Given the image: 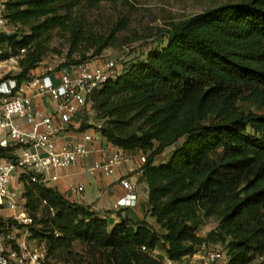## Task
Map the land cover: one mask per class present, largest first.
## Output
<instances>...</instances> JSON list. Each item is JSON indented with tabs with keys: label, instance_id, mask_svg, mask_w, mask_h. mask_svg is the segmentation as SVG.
<instances>
[{
	"label": "trees",
	"instance_id": "trees-1",
	"mask_svg": "<svg viewBox=\"0 0 264 264\" xmlns=\"http://www.w3.org/2000/svg\"><path fill=\"white\" fill-rule=\"evenodd\" d=\"M117 1L7 0L9 23L29 33H2L1 57L25 50L16 76L22 83L44 59L54 30L71 35L72 53L85 45L101 54L109 39L90 35L61 10ZM165 37L91 95L107 141L146 155L139 181L157 225L123 218L112 226L91 206L23 177L32 238L49 256L81 242L104 251L109 264H162L155 248L179 261L203 243L221 242L226 264H264V0H231L172 23ZM90 127L83 122L81 130ZM201 213L219 221L207 237L198 234Z\"/></svg>",
	"mask_w": 264,
	"mask_h": 264
},
{
	"label": "built area",
	"instance_id": "built-area-1",
	"mask_svg": "<svg viewBox=\"0 0 264 264\" xmlns=\"http://www.w3.org/2000/svg\"><path fill=\"white\" fill-rule=\"evenodd\" d=\"M6 1L0 0V35L11 32L7 29ZM2 52L0 44V67L8 65L7 75L0 72V148L6 149L5 154H0V264H48V249L32 238L30 226L34 218L13 184H23L21 179L29 177L32 182L48 186L61 178L63 170L89 159L104 137L101 124L83 131L78 141L59 139L77 115L92 108L93 92L115 78L121 69L113 59L96 55L59 69L49 67V72L60 70L58 82L50 74L42 73L19 83L16 76L22 70L20 59L25 50L5 60ZM30 89L36 96L54 101L55 112L47 114L35 107L33 99L24 95ZM146 161L143 153L136 160L133 151L112 144V149L102 152L88 171L92 175L111 176L119 165L129 163L127 175L121 179L126 193L115 207H134L139 194L131 176L143 175ZM77 190L83 192L85 187L80 185ZM157 253L155 248L152 254ZM186 257L190 264H219L225 260L222 249L207 243Z\"/></svg>",
	"mask_w": 264,
	"mask_h": 264
},
{
	"label": "rangeland",
	"instance_id": "rangeland-1",
	"mask_svg": "<svg viewBox=\"0 0 264 264\" xmlns=\"http://www.w3.org/2000/svg\"><path fill=\"white\" fill-rule=\"evenodd\" d=\"M229 1L231 0H123L95 4L80 2L73 6H64L61 13L80 23L81 27L90 35L96 38L109 39L110 45L101 54H97L95 48L88 49L89 46L85 45L80 51L72 53L71 35L66 31L57 29L51 33V40L45 46L46 55L42 60V65L59 69L71 65L73 60L83 59L84 56L88 59L102 55L105 58L113 59L118 69L124 68L138 58H145L152 48L165 44V35L172 23L185 20ZM7 29L11 33H29L25 27L10 23L7 25ZM7 70L8 65L0 67L2 76L7 75ZM85 115H87L88 125L93 127L96 124L105 123L104 120H98V112L92 108L87 110ZM176 148L177 145L167 148L163 154L157 157V163L167 162ZM145 185L148 199V188L146 183ZM23 192L24 184L20 183L17 194L22 197ZM40 216L42 217V215ZM149 218L147 220L151 221V224L157 225L155 218L150 213ZM198 220L202 223L198 230V234L202 237H207L210 232L217 229L219 224L215 216L206 217L202 213ZM37 227L42 228V224H38ZM207 244H214L223 250L225 260L219 264L228 262L226 245L221 242ZM157 249L158 253L154 256L162 264H190L187 257L171 263L165 249L162 247ZM48 264L109 263L104 251L90 244L75 242L57 256H49Z\"/></svg>",
	"mask_w": 264,
	"mask_h": 264
},
{
	"label": "crops",
	"instance_id": "crops-1",
	"mask_svg": "<svg viewBox=\"0 0 264 264\" xmlns=\"http://www.w3.org/2000/svg\"><path fill=\"white\" fill-rule=\"evenodd\" d=\"M49 67L43 65L39 66L32 71L31 75L35 76L42 73L50 74L56 82L60 75V70L48 71ZM25 96L31 97L35 107L41 111L51 114L55 112L56 104L48 97L36 96L34 90H27L24 93ZM87 115L79 114L75 117L72 123L66 128L64 136L59 139L62 140H74L78 141L82 138V133L85 130H81L83 122H87ZM89 129V128H87ZM112 149V143L108 142L105 137L99 139L97 143V150L93 152L89 159L80 165L71 166L61 173V178L51 183L50 187L59 189L70 200L77 201L91 206L102 217L108 219L110 224H115L122 221L123 218H132L135 221H141L149 218V206L147 203V191L146 185L139 181V176L132 175L131 179L136 184L139 199L138 203L134 207L116 208L115 205L120 197L125 195L126 190L121 185V179L127 175L129 163H123L116 168V171L111 176H105L102 174L92 175L89 173L88 168L93 165L101 156L102 152H109ZM135 159L139 157L141 152H133ZM83 185L85 190L79 192L77 187ZM14 187L19 188L20 182L17 181L13 184ZM102 196L99 197V194ZM151 222V221H150Z\"/></svg>",
	"mask_w": 264,
	"mask_h": 264
}]
</instances>
